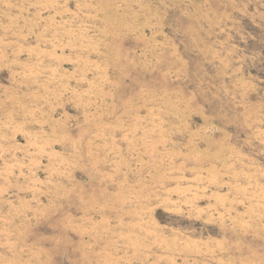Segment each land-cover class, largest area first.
I'll return each instance as SVG.
<instances>
[{"label":"rangeland","instance_id":"374dc122","mask_svg":"<svg viewBox=\"0 0 264 264\" xmlns=\"http://www.w3.org/2000/svg\"><path fill=\"white\" fill-rule=\"evenodd\" d=\"M0 264H264V0H0Z\"/></svg>","mask_w":264,"mask_h":264}]
</instances>
